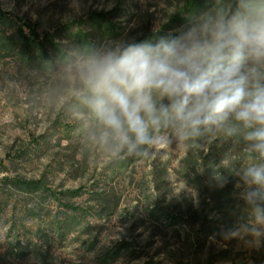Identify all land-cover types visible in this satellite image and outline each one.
<instances>
[{"label":"rangeland","instance_id":"1","mask_svg":"<svg viewBox=\"0 0 264 264\" xmlns=\"http://www.w3.org/2000/svg\"><path fill=\"white\" fill-rule=\"evenodd\" d=\"M214 2L0 0V264H264V237H231L255 162L241 141L113 159L69 84L74 48L178 35ZM26 24L49 41L22 40Z\"/></svg>","mask_w":264,"mask_h":264},{"label":"clouds","instance_id":"2","mask_svg":"<svg viewBox=\"0 0 264 264\" xmlns=\"http://www.w3.org/2000/svg\"><path fill=\"white\" fill-rule=\"evenodd\" d=\"M69 84L91 141L113 159L241 141L255 162L239 172L249 219L231 237H264V0H215L155 41L78 46Z\"/></svg>","mask_w":264,"mask_h":264},{"label":"trees","instance_id":"3","mask_svg":"<svg viewBox=\"0 0 264 264\" xmlns=\"http://www.w3.org/2000/svg\"><path fill=\"white\" fill-rule=\"evenodd\" d=\"M187 7L190 9V8H194V6L196 5V2L195 1H192V2H187ZM185 11H188V9L186 8ZM112 14H109V15H99L97 16V19H100V20H104V21H109V17L111 16ZM26 27H28V30H29V33L30 35H26L22 29H19L18 30V34H19V37L24 40L25 42L27 43H30L32 45L34 44H37V45H43L44 44V41L48 42L49 40L48 39H45L44 41L42 40L41 41V36H39V34H37L36 32V29L31 25V24H26ZM45 36H48L47 34ZM44 36V37H45ZM152 38H156V36H152L149 40H152ZM47 256L46 255H41L40 258L37 260L38 262L40 263H43V264H46L47 262Z\"/></svg>","mask_w":264,"mask_h":264}]
</instances>
